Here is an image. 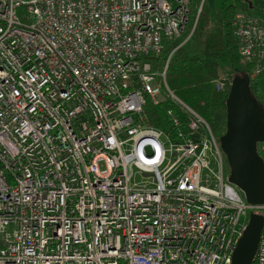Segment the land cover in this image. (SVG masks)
<instances>
[{
	"label": "built area",
	"instance_id": "1",
	"mask_svg": "<svg viewBox=\"0 0 264 264\" xmlns=\"http://www.w3.org/2000/svg\"><path fill=\"white\" fill-rule=\"evenodd\" d=\"M188 7L0 0V264H231L253 208L209 125L166 82L195 26L166 50ZM232 28L250 75L264 71V16L238 13ZM148 99L187 120L151 124ZM257 152L264 161V141Z\"/></svg>",
	"mask_w": 264,
	"mask_h": 264
},
{
	"label": "trees",
	"instance_id": "2",
	"mask_svg": "<svg viewBox=\"0 0 264 264\" xmlns=\"http://www.w3.org/2000/svg\"><path fill=\"white\" fill-rule=\"evenodd\" d=\"M213 4L212 9L205 0H189L187 26L190 31L195 23L191 36L200 41L202 55L189 54L182 48L183 44L179 46L170 57L166 82L181 101L196 111L210 127L216 128L224 120L228 89L217 91L213 80L219 78V67L234 66L236 41L232 20L242 0H213ZM178 43L174 42V47ZM166 58L167 52H164L160 60L165 61ZM246 65L251 70L252 65ZM250 70L243 71V74L249 76L252 96L264 112V71L251 76ZM144 113L148 122L165 131L172 130L174 117L183 123L187 120L185 113L171 100L154 104L148 99ZM254 211L264 214V210Z\"/></svg>",
	"mask_w": 264,
	"mask_h": 264
},
{
	"label": "water",
	"instance_id": "3",
	"mask_svg": "<svg viewBox=\"0 0 264 264\" xmlns=\"http://www.w3.org/2000/svg\"><path fill=\"white\" fill-rule=\"evenodd\" d=\"M264 141V112L252 96L249 76H234L225 101V131L219 145L229 167L227 180L239 189L249 212L246 227L232 253L231 264H253L264 226V161L257 143Z\"/></svg>",
	"mask_w": 264,
	"mask_h": 264
},
{
	"label": "rangeland",
	"instance_id": "4",
	"mask_svg": "<svg viewBox=\"0 0 264 264\" xmlns=\"http://www.w3.org/2000/svg\"><path fill=\"white\" fill-rule=\"evenodd\" d=\"M209 6L213 9V0H205ZM238 13H244L246 15H250L253 17H263L264 16V0H242V4L236 8V14ZM235 14V16H236ZM234 16V17H235ZM234 20V18H233ZM232 20V21H233ZM189 36V29L188 26H185V31L181 35V37L178 39V42L182 43L187 37ZM189 40V41H188ZM185 44H183L182 48H184L189 54H196V55H202V45L198 38L195 36H191L190 39H188ZM179 43V44H180ZM173 42H169L167 44L166 50H171L173 48ZM169 51H167L168 53ZM234 66L231 64L222 65L219 67V79L221 81H224L226 84L231 81L232 77L234 76H241L243 75V71L250 70L247 68L246 63L240 58L239 54H235L234 56ZM246 65V66H245ZM207 123V122H206ZM208 124V123H207ZM209 125V124H208ZM210 127V125H209ZM211 133L213 134V137L216 139V141H219V135L224 133L225 131V113H224V120L220 123V125L216 128L210 127ZM224 173L225 175L227 172H229V167L226 161V158L224 159L223 163ZM248 213L245 217L246 222L248 219Z\"/></svg>",
	"mask_w": 264,
	"mask_h": 264
}]
</instances>
